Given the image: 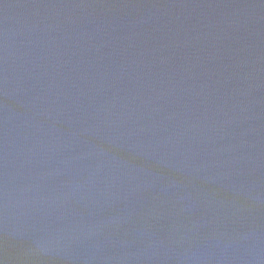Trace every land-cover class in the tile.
<instances>
[{
    "label": "water",
    "instance_id": "water-1",
    "mask_svg": "<svg viewBox=\"0 0 264 264\" xmlns=\"http://www.w3.org/2000/svg\"><path fill=\"white\" fill-rule=\"evenodd\" d=\"M0 264H264V0H0Z\"/></svg>",
    "mask_w": 264,
    "mask_h": 264
}]
</instances>
